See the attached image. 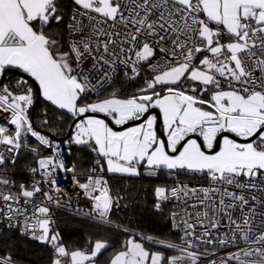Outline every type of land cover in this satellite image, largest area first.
Returning <instances> with one entry per match:
<instances>
[{"label": "snow or ice", "instance_id": "1", "mask_svg": "<svg viewBox=\"0 0 264 264\" xmlns=\"http://www.w3.org/2000/svg\"><path fill=\"white\" fill-rule=\"evenodd\" d=\"M72 4L65 20L57 0H0V74L12 68L27 74L46 101L70 115L65 143L96 155L91 174L77 181L90 201L85 215L108 223L118 206L121 197L112 195L105 172L182 171L209 181L207 187L154 190L159 202L184 203L180 223H175L180 214L173 213L182 243L145 239L179 255L166 257L131 237L111 264H199L201 257H215L217 246L229 245L236 250L208 264H264V0ZM53 23L70 37L66 50L46 33ZM121 67L129 80L147 69L143 87L131 95L113 90L105 96ZM25 85L21 79L17 89L23 91L0 89V112L9 113L13 126L10 131L0 125V165L8 159L4 152L18 154L27 146L22 137L31 134L53 153L31 172L39 170L45 183L55 185L52 173L64 169L60 145L34 130L28 114L34 89ZM53 204L60 207L61 199L43 190L41 181L14 190V182L0 176V221L49 244L52 264H95L107 242L95 241L90 251H69L52 231ZM222 225L228 231L221 235ZM202 244L212 250L199 251ZM0 264H14L13 257L0 256Z\"/></svg>", "mask_w": 264, "mask_h": 264}, {"label": "trees", "instance_id": "2", "mask_svg": "<svg viewBox=\"0 0 264 264\" xmlns=\"http://www.w3.org/2000/svg\"><path fill=\"white\" fill-rule=\"evenodd\" d=\"M61 13L65 20L72 10L71 0H57ZM46 33L53 39L67 45L68 34L63 27L53 25L46 29ZM145 76H140L135 80H129L124 73L117 76L115 82L108 88L104 95H108L113 90H118L121 95H131L137 89L143 87ZM21 79L27 80L28 85L34 87L33 104L36 106L33 111V104L28 110L29 118L33 117V128L46 135L54 141L48 134L56 137H66L73 121L69 114L62 113L46 101L39 93L38 86L31 79H26L17 74L8 73L5 82L13 90L17 89V82ZM28 85H25L27 87ZM96 98L92 95L91 99ZM47 120V123H45ZM69 136L63 140L62 146L66 149L68 157L75 161L74 174L85 178L92 162L97 159L85 146H77L65 143ZM26 141L27 146H22L14 163H7L5 171L7 175L15 181L27 177V170L37 165L38 159L46 153V147L39 141L27 134L22 137V142ZM38 149V154L31 151ZM141 168L140 176H111L109 184L114 197H121L118 206H113L108 223L83 216L65 209L57 212V225L53 232H58L60 240L71 251L74 249L89 250L97 240L107 242V247L97 256V261L108 264L109 258L117 251L124 249V243L131 237L142 241L147 246L154 244L145 239L153 237L155 239L178 242V234L170 225V217L167 210H157L155 208L154 190L157 186H162L168 182V171L161 170L157 176H150ZM11 255L14 264H52L53 252L49 244L33 240L27 235H21L18 229L4 228L0 230V256Z\"/></svg>", "mask_w": 264, "mask_h": 264}, {"label": "built area", "instance_id": "3", "mask_svg": "<svg viewBox=\"0 0 264 264\" xmlns=\"http://www.w3.org/2000/svg\"><path fill=\"white\" fill-rule=\"evenodd\" d=\"M70 14H71V12H70ZM69 40H70V37L68 36L67 41H69ZM124 72H125V69L123 67H121L118 71L117 76L121 73H124ZM143 75L145 76L144 79H146L147 78V69L142 71L141 76H143ZM117 76H116V78H117ZM116 78H115V80H116ZM8 117H9V113L0 112V125H7L9 127V130L11 131L13 126L8 124ZM53 142H54V146L57 143L60 145L59 159L63 160V163H64V169H57L56 171H54L52 173L51 178L55 179V181H56L55 185L45 183L44 182L45 178L40 175L39 170L36 173L31 172L32 168L38 169V164L27 170V172H26L27 177L21 178L20 180H17V181H15L14 179H11L7 175V172L5 171V167H6L7 163H13L12 159H11L13 156L15 157V161H16L17 156H18L17 153H8L7 151H5L4 155L6 158H8L7 162L4 165H0V176H3L4 178L9 179L10 181H13L14 182V190H18L19 186L21 184H25L26 186L31 187V185L34 183V181H41V187L43 190L50 191L53 194L54 198L58 197L61 199L62 204L60 207H57L54 204L51 205V209H52L51 216H52V220H53V223L51 226L52 230L57 225V212L59 209H65V210H68L70 212H74V213H77V214H80L83 216H87V215H85V212L88 211L90 201L82 195V190H80L78 188L77 181H79L81 183L85 182V178L91 174V169L95 166V160H96L95 159L92 162L86 177L81 178V177L74 174L76 164H75L74 160H72L68 157L66 149L62 146V144L60 142H58V141H53ZM0 147H2V146H0ZM51 154H53L51 152V150L46 147V153L44 155H42L41 157L48 156ZM65 169H67V170H65ZM144 172L146 173L145 170H144ZM104 175L109 180L108 174L106 172L104 173ZM178 185H188L189 187H194V188L207 187V186H209V181L205 178V176L203 174L186 173V172L181 171V172L173 173L172 175L168 174V182L162 186L172 188V187H176ZM45 202L47 203V201H45ZM158 202L159 201L157 200V198L155 196V205ZM193 202L194 201L191 199H189V201H188L189 205ZM159 203L161 204L160 209H157L156 207L155 208L157 210H167L168 211V214L170 217L171 228L175 233L178 234V237H179L178 242L176 244H181L182 243L181 237L183 236V230H182V228H174L173 227V223H174L173 213L175 212V213L180 214V216H178L175 220V223H180V217L183 216V212L185 209L184 203L181 200H177L175 198H172L168 201L159 202ZM187 211L191 212L192 208L188 207ZM87 217H90V216H87ZM4 228H10V227L7 226V221H0V230H2ZM10 229H18V228H10ZM196 231L199 233V232H202L203 230L200 227H197ZM227 231H228V228L223 226V225L219 229V232L221 235ZM27 236L30 237L29 235H27ZM205 248H208L209 251L212 250L211 245H203V244L200 246V248L198 250L203 252ZM235 250L236 249L231 245H229L227 247L217 246V248L215 250L216 256L215 257H201L199 264H208L209 259L219 260L220 258L225 257L226 253L232 252ZM52 252H53V250H52ZM233 264H235V262H233Z\"/></svg>", "mask_w": 264, "mask_h": 264}, {"label": "rangeland", "instance_id": "4", "mask_svg": "<svg viewBox=\"0 0 264 264\" xmlns=\"http://www.w3.org/2000/svg\"><path fill=\"white\" fill-rule=\"evenodd\" d=\"M1 75L2 74H0V78H1ZM4 86H7V87H9L10 89H12V87L8 84V83H6V82H4L1 86H0V89H2ZM32 86V85H31ZM38 86V85H37ZM33 87V86H32ZM33 89H34V87H33ZM105 96H107V95H105ZM33 97H34V95H33ZM93 99H95V98H93ZM30 108V107H29ZM29 110V109H28ZM29 120H30V118H29ZM35 131H37L36 129H34ZM38 133H40V134H42L41 132H39V131H37ZM43 135V134H42ZM46 136V135H45ZM47 137V136H46ZM60 143H63V142H60ZM101 241H103V240H101ZM140 243H142V241H140V240H138ZM143 244V243H142ZM154 244V243H153ZM145 245V244H144ZM145 247L146 248H148V250H150V251H161V252H163L164 253V255L166 256V257H170V256H174V255H179V253L175 250V249H165V248H163V247H161L160 245H158V244H154V246H152V247H150V246H147V245H145ZM74 250H77V249H74ZM74 250H71V251H74ZM124 249H121V250H119V251H117L116 253H114L110 258H109V261L107 262L108 264H111V260L115 257V255L116 254H118L120 251H123ZM90 251V250H89ZM99 255V254H98ZM97 255V256H98ZM95 264H102L101 262H99V261H97V257L95 258Z\"/></svg>", "mask_w": 264, "mask_h": 264}, {"label": "water", "instance_id": "5", "mask_svg": "<svg viewBox=\"0 0 264 264\" xmlns=\"http://www.w3.org/2000/svg\"><path fill=\"white\" fill-rule=\"evenodd\" d=\"M8 73H12V74H17V75H19V76H21V77H24V78H26V79H31V78H29V77H27V74H25V73H22L20 70H18V69H15V68H12V69H6L5 70V72L1 75V78H0V86L5 82V79H6V76H7V74ZM38 93H39V90H38ZM36 103L37 102H35L34 104H33V111H34V108H35V106H36ZM156 111H158V110H156ZM31 122H32V125H34V120H33V117L31 118ZM71 131H72V129H71V127L69 128V132H68V134H67V136L66 137H56V136H54L53 134H48L54 141H58V142H62L63 140H65L68 136H70V134H71Z\"/></svg>", "mask_w": 264, "mask_h": 264}, {"label": "crops", "instance_id": "6", "mask_svg": "<svg viewBox=\"0 0 264 264\" xmlns=\"http://www.w3.org/2000/svg\"><path fill=\"white\" fill-rule=\"evenodd\" d=\"M71 1H72V0H71ZM142 243H143V242H142ZM143 244H144V243H143ZM90 249H91V248H90ZM90 249H89V250H90ZM89 250H87V251H89ZM171 250H172V249H171Z\"/></svg>", "mask_w": 264, "mask_h": 264}]
</instances>
